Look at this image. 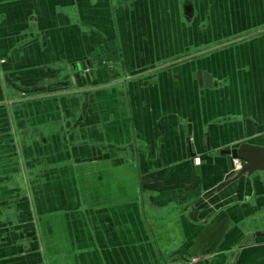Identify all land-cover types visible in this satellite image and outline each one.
Instances as JSON below:
<instances>
[{
	"label": "crops",
	"instance_id": "1",
	"mask_svg": "<svg viewBox=\"0 0 264 264\" xmlns=\"http://www.w3.org/2000/svg\"><path fill=\"white\" fill-rule=\"evenodd\" d=\"M224 42L231 44L220 47ZM188 54L194 56L179 60ZM93 57L120 64L121 86L94 94L91 86L116 78L111 68L95 69L82 81L73 67L91 65ZM0 61L3 97L5 83L64 68L60 77L77 85L71 91L86 89L88 115L82 116L93 125L101 115L105 123L117 116L123 124L127 113L134 173L123 169L119 195L124 204L136 199L124 205L115 225L118 237L124 227L132 239L111 233L96 253L95 238L86 232L76 250L90 253L87 264H185L200 255L201 264H264V167L215 192L237 173L221 150L264 149V0H0ZM59 97L57 106L27 109L74 113L69 103L80 96L65 104ZM141 147L150 153L148 162ZM142 164L161 172L144 181ZM36 228L40 234V224ZM32 244L27 259L38 263L36 247L44 244L41 238ZM115 244L119 253L111 250Z\"/></svg>",
	"mask_w": 264,
	"mask_h": 264
},
{
	"label": "rangeland",
	"instance_id": "2",
	"mask_svg": "<svg viewBox=\"0 0 264 264\" xmlns=\"http://www.w3.org/2000/svg\"><path fill=\"white\" fill-rule=\"evenodd\" d=\"M228 44L231 43L219 45L223 48ZM192 56L194 55L188 54L179 60ZM92 63V66L89 63L86 74L80 76L82 81H89L95 69L98 71L110 68L113 78L117 80L91 86L94 94L109 91L110 86H121L124 76L117 61L93 57ZM51 70L54 71L51 75L40 72L32 81L15 85L5 83L4 88L2 86L0 264H36L34 260L28 261L27 256L32 254V243L37 245L40 238L46 257L42 256L43 251L37 245V252L40 254L37 264H87L85 261L90 253H78L76 250L80 244L79 238L90 232L95 238L92 251L99 253L104 248L102 243H106L102 242V238L108 239L111 233L117 236L120 210L124 205H135V197L127 199L124 204L119 195L124 190L123 169L127 173H134L131 164L133 147L130 145L132 131L127 113H123V124H120L117 116L105 123L101 115V123L93 125L89 118L82 116L88 115L83 101L86 99V89L71 91L77 85L73 79L69 82L66 76L60 77L65 73L64 68ZM205 75L213 81L212 75ZM128 77L132 78L127 75ZM37 89L42 91L36 92ZM73 95L80 96L75 98L74 106V102L69 103L74 113H68L65 109L62 110L64 113H36L27 109L30 105L43 102L57 106L59 96L65 104L70 99L67 97ZM64 119L68 120L66 127ZM69 131L70 134H67ZM42 138H47L48 143L43 144ZM76 152L79 153L75 154ZM140 152L144 163L148 162L146 158L150 157V153L142 147ZM196 160L200 163L199 157ZM141 167L144 181H148V176L161 172V167L158 166L151 169L142 164ZM145 189L146 199L149 200L150 184ZM46 191L48 195L44 194ZM148 214L151 217L156 215L152 206H148ZM38 224L42 227L40 234L37 228L34 232L32 230ZM120 229L122 237L129 242L132 239L129 230L124 227ZM122 237L117 236L115 239ZM24 245H28V249ZM120 249L117 244L111 247L114 253H119ZM7 256L15 257V260L3 261ZM200 256L193 257L198 259L196 263L201 264L199 259L203 258Z\"/></svg>",
	"mask_w": 264,
	"mask_h": 264
},
{
	"label": "water",
	"instance_id": "3",
	"mask_svg": "<svg viewBox=\"0 0 264 264\" xmlns=\"http://www.w3.org/2000/svg\"><path fill=\"white\" fill-rule=\"evenodd\" d=\"M88 62H81L77 66H74L73 69L79 72H82L83 70L87 69ZM199 76L200 84L202 85V78L201 75ZM73 82L75 83V79L73 78ZM204 84L206 86H211L213 84L212 79L204 75ZM36 92L42 91V89L35 90ZM221 155L230 156L231 160L234 159H241L243 160L246 165L237 173L233 174L229 179L223 181L220 183L216 189L215 192H220L224 188H226L228 185L232 184L233 182L237 181L242 175L246 173L253 172L254 170L262 169V162H264V149H258L250 147L249 145H242L239 148L236 149H224L220 151ZM256 164H260L261 167H258Z\"/></svg>",
	"mask_w": 264,
	"mask_h": 264
},
{
	"label": "built area",
	"instance_id": "4",
	"mask_svg": "<svg viewBox=\"0 0 264 264\" xmlns=\"http://www.w3.org/2000/svg\"><path fill=\"white\" fill-rule=\"evenodd\" d=\"M244 167V162L241 161L240 159H234L233 160V172H238ZM198 261V259H191L190 261H185V264H194Z\"/></svg>",
	"mask_w": 264,
	"mask_h": 264
},
{
	"label": "bare ground",
	"instance_id": "5",
	"mask_svg": "<svg viewBox=\"0 0 264 264\" xmlns=\"http://www.w3.org/2000/svg\"><path fill=\"white\" fill-rule=\"evenodd\" d=\"M88 63H89V62H88ZM88 65H89V64H88ZM88 65H87V69H88V67H89ZM76 73H78V74L81 76V75H83V74H86V70H83L82 72H79V71L76 70Z\"/></svg>",
	"mask_w": 264,
	"mask_h": 264
}]
</instances>
